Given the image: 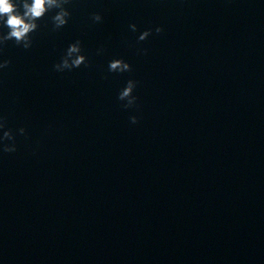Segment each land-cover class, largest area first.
<instances>
[{"label":"water","instance_id":"95a60500","mask_svg":"<svg viewBox=\"0 0 264 264\" xmlns=\"http://www.w3.org/2000/svg\"><path fill=\"white\" fill-rule=\"evenodd\" d=\"M65 7L0 45V264H264V0Z\"/></svg>","mask_w":264,"mask_h":264},{"label":"clouds","instance_id":"9594fccd","mask_svg":"<svg viewBox=\"0 0 264 264\" xmlns=\"http://www.w3.org/2000/svg\"><path fill=\"white\" fill-rule=\"evenodd\" d=\"M69 3V0H0V27H7L8 32L6 34H0V45L5 44L9 40H14L17 45H22L24 49H29L32 46L31 33L35 32L38 28L37 21L45 16L46 13L56 10L55 14L51 17L54 30H58L67 24L70 12L65 7ZM22 7L23 11L19 9ZM93 20L100 22L102 17L99 14L93 15ZM132 31H136V25L131 24L129 26ZM162 28H156V32L160 33ZM151 33V30L142 32L138 39L140 41L145 40ZM80 41H76L69 45L65 55L62 57L60 63L54 65V69L58 72L64 70H71L73 68H79L82 64L87 63L86 57L81 54ZM10 61L5 60L0 63V69L7 68ZM109 71L114 73H124L131 71L129 63L122 59H113L109 62ZM137 82L134 80H128L126 87H124L118 95V99L121 101H127L123 105L125 108H129L135 105L137 97L133 95ZM132 123L137 122V117L132 116ZM6 122L3 118H0V129H4ZM20 132L23 133L24 129L21 128ZM2 140H14L11 130L3 132ZM15 145L9 147L7 144L3 145L4 152L15 151Z\"/></svg>","mask_w":264,"mask_h":264}]
</instances>
